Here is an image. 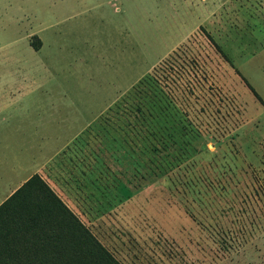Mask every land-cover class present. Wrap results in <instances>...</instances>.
<instances>
[{
	"label": "rangeland",
	"instance_id": "1",
	"mask_svg": "<svg viewBox=\"0 0 264 264\" xmlns=\"http://www.w3.org/2000/svg\"><path fill=\"white\" fill-rule=\"evenodd\" d=\"M239 73L264 101V0H0V187L58 165L121 264H264V105ZM147 75L171 100L149 123Z\"/></svg>",
	"mask_w": 264,
	"mask_h": 264
},
{
	"label": "trees",
	"instance_id": "2",
	"mask_svg": "<svg viewBox=\"0 0 264 264\" xmlns=\"http://www.w3.org/2000/svg\"><path fill=\"white\" fill-rule=\"evenodd\" d=\"M32 46L38 50L40 41ZM241 77L252 94L264 105L252 85ZM158 83L155 75H147L138 83L135 92L129 94L131 100L132 94H138V99L134 103L130 101L128 108H135L141 115L144 114L143 119L148 123L149 119H156L157 111L161 110L159 104L145 107L149 103L147 98L157 102V96L161 95L159 93L169 98ZM146 85L148 89L143 94L146 99L144 103L140 102V95ZM152 130L155 131V128L152 127ZM152 130L149 132L152 133ZM0 264L121 263L50 186L38 174H33L0 204Z\"/></svg>",
	"mask_w": 264,
	"mask_h": 264
},
{
	"label": "crops",
	"instance_id": "3",
	"mask_svg": "<svg viewBox=\"0 0 264 264\" xmlns=\"http://www.w3.org/2000/svg\"><path fill=\"white\" fill-rule=\"evenodd\" d=\"M43 130H46V128H43ZM35 163H36L35 161L28 163L27 160H23V159L22 160L20 159V161H17L14 163L13 167H11V171H16L17 176H18V180L14 184H12V183L8 184V182L6 183V181L2 183V185L0 187V204L11 193H13L16 189H18L33 174H38L50 186V188L53 191L54 190H61L57 187L53 188L52 185L50 184V182L52 184H54L55 180L53 181V179L48 178V176H52V173L57 169L58 165L51 164V166L47 165V167H46V163H37L36 165H40V166H38L36 169H32V171L28 172L29 166H31L33 164L31 166V167H33L35 165Z\"/></svg>",
	"mask_w": 264,
	"mask_h": 264
}]
</instances>
